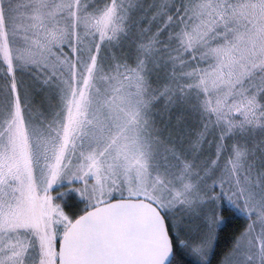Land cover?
<instances>
[{"label":"snow or ice","instance_id":"snow-or-ice-1","mask_svg":"<svg viewBox=\"0 0 264 264\" xmlns=\"http://www.w3.org/2000/svg\"><path fill=\"white\" fill-rule=\"evenodd\" d=\"M0 264H264V0H0Z\"/></svg>","mask_w":264,"mask_h":264}]
</instances>
